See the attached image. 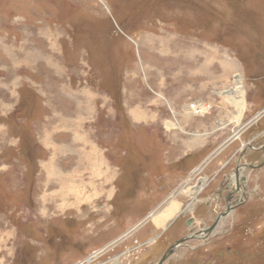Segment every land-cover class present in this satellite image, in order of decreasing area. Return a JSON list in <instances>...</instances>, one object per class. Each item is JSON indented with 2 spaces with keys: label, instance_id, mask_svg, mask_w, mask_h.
Instances as JSON below:
<instances>
[{
  "label": "rangeland",
  "instance_id": "obj_1",
  "mask_svg": "<svg viewBox=\"0 0 264 264\" xmlns=\"http://www.w3.org/2000/svg\"><path fill=\"white\" fill-rule=\"evenodd\" d=\"M191 236L162 264H264V0H0V264Z\"/></svg>",
  "mask_w": 264,
  "mask_h": 264
},
{
  "label": "bare ground",
  "instance_id": "obj_2",
  "mask_svg": "<svg viewBox=\"0 0 264 264\" xmlns=\"http://www.w3.org/2000/svg\"><path fill=\"white\" fill-rule=\"evenodd\" d=\"M237 79L238 80L235 82L234 87L227 90L225 92L224 97H225L226 101H229V103L232 104L239 113H241L243 108H244L243 92H242V86H241V79L240 78H237ZM168 126L172 127V125H168ZM166 212L169 213L168 211H166ZM166 212L164 213V215L161 216V218L166 217V215H167Z\"/></svg>",
  "mask_w": 264,
  "mask_h": 264
},
{
  "label": "water",
  "instance_id": "obj_3",
  "mask_svg": "<svg viewBox=\"0 0 264 264\" xmlns=\"http://www.w3.org/2000/svg\"><path fill=\"white\" fill-rule=\"evenodd\" d=\"M250 168V169H254L255 167H253V166H241V167H238L237 168V171L235 172V175L237 176V178H238V171L240 170V168ZM224 214H222L221 215V217L223 216ZM219 219H220V216H219V218L214 222V224L210 227V228H208V229H206L203 233H204V235L205 236H207L208 234H210L212 231H213V229H214V227L216 226V224L218 223V221H219ZM187 226H189V223L187 222ZM192 238V236L191 237H185V238H182V239H180L178 242H176V243H174L173 245H171L169 248H168V250L163 254V256L161 257V259H160V261H159V263L158 264H162L166 259H168V257H170L179 247H181L182 245H183V243L185 242V241H187V240H189V239H191Z\"/></svg>",
  "mask_w": 264,
  "mask_h": 264
},
{
  "label": "flooded vegetation",
  "instance_id": "obj_4",
  "mask_svg": "<svg viewBox=\"0 0 264 264\" xmlns=\"http://www.w3.org/2000/svg\"><path fill=\"white\" fill-rule=\"evenodd\" d=\"M231 199H232V196H230L229 198H227V201H229L230 203H232L231 202ZM230 203H228V204H230Z\"/></svg>",
  "mask_w": 264,
  "mask_h": 264
}]
</instances>
